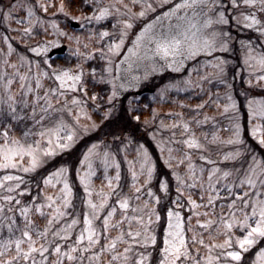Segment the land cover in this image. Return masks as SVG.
<instances>
[{
  "label": "rangeland",
  "instance_id": "1",
  "mask_svg": "<svg viewBox=\"0 0 264 264\" xmlns=\"http://www.w3.org/2000/svg\"><path fill=\"white\" fill-rule=\"evenodd\" d=\"M91 2L95 3V7L97 5L104 7L114 4L115 8L111 9L113 14L97 22L95 20L83 19V17H91L93 10L89 13L72 11L66 5V0H63V12L59 10L61 0H0V97H3L5 100L9 94L15 97V115L18 117L15 120L16 122L18 120L23 121V126L9 133V135L17 137V132H24L28 129L36 133L41 130V125L43 127H52L57 120L62 118L68 125L75 129V143L82 135L98 128L106 118L116 111L121 101L120 99L127 92L132 91L133 93L128 95V107L131 111H138L137 115L140 116L139 122L143 127V131L149 134L157 145L166 169L173 177V194L171 196V186L166 178L167 176L162 177L159 181L156 180L157 169L155 159L148 147L140 140L141 138L139 136L135 138L129 134L124 136L118 135L110 138L108 141L93 143L98 145L97 152L103 154L107 151L113 154L114 159L120 165V180L118 182L113 181L118 185L113 190L114 193H119L120 196L127 195L131 197L130 204L133 208L137 206L144 208L145 202H147L148 206L144 208L143 212L133 213L129 210L128 215H143L145 222H147L151 208L155 207L161 217L160 204L164 201V196H166L169 199L166 209L172 208L174 211H181L185 217L187 228L186 218L192 214L189 210L187 196L191 195L198 203L206 204L209 193L208 171L213 165L202 160L200 158L201 154L215 161L216 165L221 169V172L216 173L212 181L220 188V196L224 198L215 202L217 216L221 211V203L225 205L223 211L225 213L229 211L227 204L230 202V199L227 198L228 194L224 186L226 184L239 186L241 178L246 177L253 166L256 167V175L253 178L256 179L257 186L249 191V197L255 199L256 192L264 187L261 184V181H264V171H262L264 169V161L258 153L253 151V147L245 141L242 113L233 89L236 79H239L241 82L243 79L246 85L253 88H264V79H258L259 76H264V68L257 63L256 59H248L246 61V58L249 56H264V35L257 32L254 28L249 29L245 27L243 23L238 24L237 20L232 19V17L239 18L240 12H252L264 21V13L259 11V5L256 8L249 9L245 8L241 3L238 10H233L229 14L230 23L223 25L218 22L217 13L220 9L219 7H214L213 4L226 2V0H198L193 7L181 8L175 14L167 17L164 16V13L170 12L182 0H91ZM168 5L171 7L167 8ZM44 7H47V11H44ZM116 8L119 9L118 12ZM29 9L32 12L31 16H29ZM141 11L144 12L143 16L139 15ZM5 14L10 15L6 17ZM73 16L82 17V19L77 20L81 24L78 29H72L64 25L65 22L70 23L71 20H74L72 19ZM124 20L129 21L131 24L130 28H124V25L121 23ZM209 20H211L210 24L208 23ZM53 21L58 25V28H53ZM192 24H195L196 27L192 28L191 31L197 32V35L201 39L207 37L209 40L214 41V50H211L210 53L208 51L201 52L191 59L178 60L176 64L169 67V63L172 62L171 58L166 60L161 55H155V44L149 43L148 38L153 35L158 38L175 35L177 32L189 28ZM146 25H151L152 27L140 47L139 54L129 56L127 61L121 63V61H124L128 49L133 47V42L136 40L137 35ZM29 27L32 28V31L25 32L24 29ZM39 29H42L44 35L37 32ZM250 30H254L260 35H255L250 39L244 37V33L246 35L249 34ZM103 31H108L109 36L101 38L99 34ZM61 32L68 33L71 36H78L80 38L79 44H77L75 39L69 40ZM124 32H126V35L124 36L123 47L117 53H110L109 46L113 42H118ZM46 41L49 43V52L55 47L65 46L68 54L72 57V63L64 67H44L43 64L48 65L51 62L49 52L47 54H37L33 53L31 49L38 45L44 46ZM236 41L239 44V65H236L238 60L235 56L227 55L228 53L235 54ZM52 42H56V45L53 46ZM17 43L25 46L31 53L22 51ZM9 45H11V48ZM84 45H87V47ZM77 48H79V53H77ZM249 48L252 49L251 53H249ZM102 52L103 55L101 54ZM87 53H91V55H85ZM46 60L49 63H46ZM209 61L211 62L210 64L208 63ZM216 64H219L220 67H213ZM77 65L83 68L82 87H79L77 90L60 89V91L65 93L63 96L59 95V91L52 92L51 89H59V82L52 75L53 69L61 70L68 68L76 72L79 71ZM232 66H234V69H232ZM44 72H47L48 75L44 76ZM167 72H171L172 74L176 72L179 75L168 77L162 85L158 86L155 91L148 93L146 96L136 93L138 90L149 87L148 83L156 84L159 82L162 75ZM21 76H25L26 79L22 81ZM9 79L12 80L10 85L7 84ZM38 79L40 87H37ZM89 79L93 80L90 87L88 85ZM189 80L192 81L191 84L187 83ZM95 83L100 85V88L98 86L95 88ZM22 84L24 85L23 87H21ZM113 85H115L117 95L110 100L109 97L112 96ZM29 86L32 88L30 92L28 91ZM84 87L87 90L86 94L83 90ZM91 87H93V91L95 90V92L89 91ZM162 89L165 90L163 96L161 95ZM46 93L52 101L53 108L56 109V111L49 109L47 114L42 111V109L47 108L45 100ZM73 97L79 98L83 103L73 105L71 103ZM229 97H231V100H229ZM233 101L236 105L235 109L228 108L225 110V106ZM250 104L252 112H260L264 110V97L253 96L246 99L249 117ZM198 105H202V107H197ZM3 107L5 111L0 113V116L5 113L11 115L6 111L7 105L5 104ZM33 108H35L34 117ZM69 108L72 109L71 112L68 111ZM154 111L155 115L153 114ZM42 115L45 116V119L41 124H37L36 121H39ZM77 116H79L78 121L76 119ZM205 117H209L210 119L205 121ZM184 123L189 124V131H185L183 128ZM236 123H239L241 126V139L243 142L228 144L227 141L233 137V126ZM256 124H264V119L259 116L252 117L249 130L251 126ZM85 126H87V130H85ZM193 134L204 145L202 149H188L183 143L185 139ZM214 134L216 137L215 140L213 138ZM19 138H23V133L22 137ZM33 138L38 137H29L28 142H31ZM169 149L172 150L171 154H169ZM237 150L241 154L236 159H223L226 153ZM144 151L147 152L148 159L154 165L150 180L147 179L146 173L140 174L141 154ZM189 153L191 154V162L197 166V175H200L199 169L201 167L204 168V172L201 179L197 181L196 186L191 189L184 188L180 200L177 201V188L180 185H178L176 176L173 173L175 172L184 178L189 184L192 182L188 178L187 166L189 160L186 159ZM253 156H255V161H260L261 163L256 165ZM129 161L134 163V169L129 168ZM169 164L172 166L169 167ZM86 167L87 165L82 167L80 164L78 170H80L81 174H83ZM93 168L95 171V175L92 178L93 187L98 192L100 187L104 185V190L107 191V180L105 179L103 165L99 159L93 161ZM133 170L138 173L135 181L132 176ZM224 170L230 171L231 175L223 178L221 173ZM116 171L117 169L113 165L108 169L107 175L115 177ZM6 173L21 175L23 172L17 169H0V177ZM68 178L70 182L69 170ZM163 181L167 182V192L160 187ZM9 183L14 182H6L5 187L0 188V203L13 207L16 214H19L18 208L20 206L16 205L15 200L11 202L2 200L3 196L12 195L22 201L19 192H17L19 190L11 193L7 191ZM201 184L203 185L202 187ZM61 186L57 185L53 188L45 187L44 185L42 194L38 196L40 199L37 202L42 201L45 193L54 194L58 192ZM138 187L140 188L139 193L135 190ZM149 189L152 190L155 196L159 197V202L148 195ZM73 190L72 188V195ZM242 190H248V186L245 185ZM202 195L203 199L201 200ZM136 196H139V200L136 199ZM118 198L117 195L111 196L109 198V205H115L116 199ZM84 199L85 201L88 199L86 194L84 195ZM92 199L94 202H98L99 197L93 193ZM22 203L27 204L23 201ZM177 203L180 205L179 208H176ZM240 207H243V204L241 201H237V208ZM68 208L69 206L64 211L70 214ZM107 210L108 208L106 207V210L94 220V226L101 236L100 243L93 249L95 252H99L100 248L108 239L118 234V229L116 228L109 229L108 231H105L103 228V217L107 215ZM247 210L250 211V208ZM46 211L50 212L51 209H47ZM201 211H208V209L202 208ZM86 213L91 215L90 209L85 203L84 214ZM4 214L12 215L7 209H5ZM121 214L122 210L117 206V213L112 220L113 224L120 220ZM36 217H39L38 220ZM32 218L41 227L46 223V218L35 214L34 209ZM151 218L153 224L149 227L156 235V244L147 247L135 246L131 253L133 262L136 259L137 252H143L148 256L149 260L153 248L157 246L158 237L156 225L158 221L155 215H152ZM201 219H205V217H201ZM20 220L21 218L19 217L17 221L19 222ZM66 223L65 217L63 216L53 227L56 230L62 228ZM191 223L192 225L196 224V217H193ZM122 227L127 231V221L123 223ZM138 227L139 225L133 222V230H136ZM83 228L84 224L82 221V227L80 230L78 229L76 235L73 228L72 235L69 237L70 240L68 238L66 241L57 242L62 243V248H68L75 243L76 237ZM195 231L203 234L205 245L211 243L208 238V231L199 227H196ZM212 231H215V226ZM236 234L240 235L241 233L237 230ZM186 235L189 237V249L193 256L202 258L208 255V249L204 245L191 241V232L186 231ZM72 236L73 238H71ZM223 239L224 237L221 235L217 237V242H222ZM84 243L86 244L87 241ZM125 246L124 244L118 245L117 251L122 253ZM162 247L163 242L159 246V252ZM196 248L200 249L199 253L196 252ZM218 252L219 250H214L213 255L218 254ZM90 254L78 251L75 255H83V261L78 260L71 262V264H89L88 256ZM111 258L112 254L105 252L101 255L99 261L93 260L92 264H107ZM160 259L161 253L158 260ZM255 260L256 256L250 264H253ZM64 264H70V262L65 259ZM114 264H119V262H114ZM182 264H191V261H183Z\"/></svg>",
  "mask_w": 264,
  "mask_h": 264
},
{
  "label": "snow or ice",
  "instance_id": "2",
  "mask_svg": "<svg viewBox=\"0 0 264 264\" xmlns=\"http://www.w3.org/2000/svg\"><path fill=\"white\" fill-rule=\"evenodd\" d=\"M197 2L198 0H182V2L176 4L175 8L171 9L170 12L164 13V16L167 17L175 14L181 8L193 7ZM241 3L245 8L249 9L256 8L257 5H259V11L264 13V0H226V2L213 4L214 7H219L220 9L217 13L218 22L223 25H228L230 23L229 14L233 10H238ZM125 7H127V5H125ZM149 7L151 6L149 5ZM112 8H115L114 4L104 7H99L97 5V7L93 9L92 16L83 17V19L95 20L97 22L102 21L113 14L111 10ZM59 10L62 12L64 11L63 0H61ZM44 11H47V7H44ZM116 11L118 12L119 9L116 8ZM5 15L7 17L10 14ZM31 15L32 12L31 9H29V16ZM139 15L143 16L144 12L141 11ZM72 19L80 20L82 17L73 16ZM232 19H236L238 24L243 23L245 27L249 29L254 28L257 32L264 35V21L259 19L254 13L240 12L239 18L232 17ZM121 23L124 25L125 29L131 27L128 20H124ZM208 23L210 24L211 20H209ZM52 26L53 28H58L55 21H53ZM151 27V25H146L145 28L141 30L137 35L136 40L133 42V47L128 49V53L125 55V59L124 61H121V63L127 61L129 56H136L139 54L140 47ZM195 27V24H192L189 28L177 32L175 35L162 36L160 38L155 35L149 37V43L155 44L154 54L161 55L166 60L171 58L172 62L169 63L168 66L172 67L178 60L183 61L185 59L194 58L204 51L210 53L211 50H214V41L209 40L207 37L201 39L197 35V32L191 31V29ZM24 31L31 32L32 28L29 27L24 29ZM61 34L67 36L69 40L75 39L77 44L80 42L78 36H71L64 32H61ZM99 35L101 38L108 37L109 32L103 31ZM125 35L126 32L123 33L118 42H113V44L109 46L110 53L119 52L124 45ZM52 45L55 46L56 42H52ZM84 46L87 47V45ZM9 47L11 48V45H9ZM49 50V43L47 41L44 46L38 45L31 49L33 53L37 54H47ZM93 51H95V49H93ZM251 52L252 49L249 48V53ZM77 53H79V48H77ZM101 54L103 55V52ZM85 55L90 56L91 53ZM248 59H256L257 63L264 68V56H249L246 58V61ZM45 62L49 63L47 60ZM208 63L210 64L211 62L209 61ZM49 67H51L50 64ZM213 67L219 68L220 66L219 64H216L213 65ZM77 68L79 71L76 72H73V70L68 68L61 70L53 69L52 75L55 80L59 82V89H51V91H59V95L63 96L65 93L60 91V89L77 90L79 87H82L83 68L80 65H77ZM43 75L47 76L48 73L44 72ZM25 79V76H21L22 81ZM258 79H264V76H259ZM11 83L12 80L9 79L7 84L10 85ZM187 83L191 84L192 81L189 80ZM23 86L24 85L22 84L21 87ZM37 87H40L39 79L37 80ZM83 90L86 94V87H84ZM28 91H32L31 86L28 87ZM164 94L165 90L162 89L161 95L163 96ZM116 95L117 92L115 90V85H113L112 96H110L109 99L111 100ZM93 99H95V97H93ZM45 100L47 108L42 109V111L45 114L48 113L49 109L56 111V109L53 108L52 101L47 93L45 94ZM229 100H231V97H229ZM25 103H27V101H25ZM71 103L76 105L83 102L80 101L79 98L73 97ZM5 104L7 105L6 111L11 114L12 119H18L15 115V97L11 94L7 96L6 100L3 97H0V113L5 111V108L3 107ZM197 107H202V105H198ZM235 107L236 105L233 101L225 106V110L228 108L235 109ZM249 109L250 121L251 118L255 116L264 119V110H261L260 112H252L251 104L249 105ZM68 111L71 112L72 109L69 108ZM153 114L155 115V111ZM34 116L35 108H33V117ZM44 119L45 116L42 115L40 120L36 121V123L41 124ZM76 119L78 121L79 116H77ZM134 119L139 121L140 116L136 115L134 116ZM208 119L210 118L205 117V121ZM9 127L10 125L0 129V141H2L0 142V169H17L23 173L36 171L44 165L48 159L56 156L58 152L70 148L74 143L76 135L75 129L68 125L62 118L57 120L52 127H43L41 125V130L39 132L33 133L30 129L24 131L23 138L10 136L8 131ZM233 127V137L230 138L227 143H242L240 124L236 123ZM183 128L185 131H189L190 126L188 123H184ZM85 130H87V126H85ZM250 134L261 147H264V124L251 126ZM29 137L38 138H33L31 142H28ZM213 138L214 140L216 139L215 134ZM183 143L188 149H202L204 147L194 134L185 139ZM97 147V144H93L89 147L88 151L84 153L80 164L82 167L84 165H87V167L84 169L83 174H81L80 170L77 171V176L88 197L85 203L89 207L91 215L88 213L85 214L83 220L84 228L76 237L75 243L65 249L62 248L61 242L66 241L72 235V229L80 223L78 219L73 218L71 223H66L62 228L56 229L55 231L52 230L53 225L60 220L61 217L67 215V212L64 211V209L70 205L72 198V186L68 178V169L66 166L61 165L59 168H56L53 172H50L44 177L43 183L45 187L55 188L57 185L62 186L59 188V191L54 194L45 193L41 202H37V200L40 199L38 196H33L31 201L27 204L22 203L20 199H16V197L12 195H5L2 197L3 201L11 202L15 200L16 205L20 206L18 212L21 220L19 222L17 221L16 211L13 207L0 203V229L6 226L9 233L8 237L0 239V264H49V256H54V259L51 260V264H64L65 259L70 262V264L71 262L78 260L82 262L84 259L83 255H75L78 251L81 253H91L88 256L89 264H92L93 260L99 261L101 255L105 252L112 254V258L107 264H114V262H119V264H146L148 256L143 252L136 253V259L134 262L131 253L137 245L147 247L156 244V235L150 230L149 226L153 224L151 218L152 215H155L156 220L159 221V213L156 211L155 207H152L148 214L147 222H145L143 215H128L129 210L133 213L143 212L144 208H147L148 206L147 202H145L144 208L139 206L133 208L130 204L131 197L127 195L120 196L119 193H114L113 190L118 187V185L113 181L115 180L118 182L120 180V165L114 159L113 154L107 151L100 154L96 151ZM171 151L172 150L169 149V154H171ZM240 154L239 150L228 152L223 156V159L234 160L239 157ZM141 155L140 174L146 173L147 179L150 180L154 165L148 159L146 151ZM200 158L213 165L208 171L209 193L207 203H198L191 195L187 196L189 210L192 213L186 218L187 228L185 217L182 215L181 211H174L172 208L167 210V228L163 237V247L160 248L161 259L159 260V264H182L183 261H191V264H242L243 254L249 252L254 247H258V251L255 253L256 260L253 261V264H264V247L260 246L261 244H264V187L256 192L255 199L249 197V191L257 186V181L253 178V176L256 175V167L253 166L249 174L246 177L241 178L239 186L234 184H226L224 186L228 194L227 198L230 199V202L227 204L229 211L225 213L223 211L225 205L221 203V211L217 216L215 202L224 198L220 196V188H218L216 183H213L212 181L216 173L221 172V169L216 165V162L210 160L208 156L201 154ZM96 159H99L103 165L105 179L107 180V191L104 190V185L100 187L98 192L93 187L92 178L95 175L93 161ZM186 159L189 160L187 166L188 178L191 179L192 182L189 184L184 178L180 177L175 172L173 173V175L176 176L178 185H180L177 188V201L180 200L184 188L191 189L196 186L197 181L201 179L204 172V168L201 167L199 169L200 175H197V166L191 162L190 153L186 156ZM253 160L255 161V156H253ZM25 161H27V163H25ZM260 163V161H255L256 165ZM113 165H115L117 169L115 177L107 175L108 169ZM171 166L172 165L169 164V167ZM129 168L134 169V163L132 161H129ZM262 171H264V169H262ZM137 175L138 173L133 170L132 176L134 181ZM221 175L223 178H227L231 175V172L224 170ZM6 182H14L9 183L7 186V191L11 193L20 190L21 184H23L25 180L21 175L6 173L0 177V188H4ZM261 184L264 185V181H261ZM245 185L248 186V190H242ZM202 186L203 185L201 184V187ZM160 187L167 192L166 181L161 182ZM135 190L137 193L140 192L139 187ZM30 191V188L25 187L20 190L19 195L23 196ZM93 193L99 197L98 202L93 201ZM113 195H117L119 198L116 199L115 205H109V198ZM148 195L159 202V197L155 196L151 189L148 190ZM136 199L139 200V196H136ZM202 199L203 195L201 196V200ZM237 201H241L243 207L237 208ZM117 206L122 210V214L120 220L113 224L112 220L117 213ZM106 207L108 210L107 215L103 217V228L105 231L116 228L118 229V234L115 237L108 239L100 248L99 252H95L93 249L100 243L101 236L94 226V220L106 210ZM179 207L180 205L177 203L176 208ZM202 208H206L208 211H201ZM249 208L250 211L247 210ZM5 209H7L9 213H12V215L5 216ZM33 209L35 214L46 218V223L43 227L38 225L32 218ZM47 209H51V211H46ZM193 217H196L195 225H192L191 223ZM201 217H205V219H201ZM125 221L128 223L127 231L122 227ZM133 222H136L139 225L136 230H133L132 228ZM214 226L215 231H212ZM196 227L208 231V238L211 243L205 245L204 236L201 232L195 231ZM237 230L241 233L240 235L236 234ZM186 231L192 233L190 239L193 243H199L208 249V255L202 258H197L192 255L191 250L189 249V237L186 235ZM221 235L224 239L222 242L218 243L217 237ZM85 241H87L86 244L84 243ZM120 244L126 245L123 248L122 253L117 251V247ZM214 250H219L218 254L213 255ZM199 251L200 249L196 248V252L199 253ZM37 255L40 257L39 260L36 259Z\"/></svg>",
  "mask_w": 264,
  "mask_h": 264
},
{
  "label": "trees",
  "instance_id": "3",
  "mask_svg": "<svg viewBox=\"0 0 264 264\" xmlns=\"http://www.w3.org/2000/svg\"><path fill=\"white\" fill-rule=\"evenodd\" d=\"M66 5L72 10V11H83V12H91L93 8L95 7V3L91 2V0H66ZM171 7L170 5L167 6V8ZM64 25L66 27H70L69 23L65 22ZM237 31V30H235ZM38 33L42 34V29H39L37 31ZM244 37L251 38L255 35H260L256 33L254 30H250L249 34L246 35L244 33ZM258 37V36H257ZM17 45L22 49V51L31 53L25 46H22L17 43ZM239 44L236 41L235 42V54L234 53H228L227 55H230L232 57L235 56V58L238 60V63L236 65L240 64V53H239ZM51 66H68L72 63V57L68 54L66 55H58L50 60ZM44 67H49V64H43ZM232 69H234V66H232ZM169 73V74H168ZM167 72L162 75L159 82L156 84L148 83L149 87L156 89L158 86L162 85L168 77H175L177 74L176 72ZM93 83V80L89 79V87L90 84ZM98 86L100 88V85H97V83L94 84V87L96 88ZM234 94L238 99L240 111L242 113V124H243V134L245 137V141L248 142L252 147L253 151L258 153L261 158L264 161V147H261L257 141L251 136L250 130H249V111L246 105V99L248 97L253 96H262L264 97V88H253L249 85H246L245 82L242 79V82L239 81V79L235 80V86H234ZM90 92L93 91V87L89 90ZM95 92V90L93 91ZM133 92L129 91L127 92L120 100V103L118 104V107L116 111L113 112L111 116L106 118L101 125L96 128L95 130L90 131L89 133H86L82 135L72 147L65 149L61 152H59L56 156L48 159L44 165H42L40 168H38L34 172L30 173H21V176L24 177L25 182L21 185L20 190L27 187L30 188V192L25 193L23 196L20 195L23 202L29 203L33 196H40L42 194L44 183L43 178L46 177L50 172H53L56 168H59L61 165H64L69 170L70 175V182L72 185L73 190V197L71 200V203L68 208V212L70 214H67L65 217V221L67 223H71V220L73 218H76L79 220V224H77L74 227V233L77 234L78 229L82 227V221L84 219V212H85V199L84 195L85 192L83 190V187L79 181V178L77 176V171L80 167V161L83 159L84 153L89 148V146L93 143H96L98 141H108L112 137H116L118 135H126L129 134L133 137L139 136L141 141L148 147L149 151L153 155V158L156 162V180L159 181L162 177H166L170 184V192L172 196L173 192V177L170 172L166 169V165L164 163V160L159 152V149L153 139L149 136V134L145 133L143 131V127L140 124L139 121L134 119V116L138 114V111H131L127 104L128 95H131ZM148 95V93H144L143 96ZM10 125L8 128L9 133H12L13 131L20 129L23 126V121L12 119L11 115H7V113L2 114L0 116V129H3L5 126ZM24 133L23 131H21ZM17 132V137H22V133ZM2 142V141H0ZM17 191V192H20ZM170 195V194H169ZM163 197V195H162ZM164 201L160 204V210H161V217L160 220L157 222L156 225V231H157V246H155L152 250V254L150 255V258L148 260L147 264H158V259L160 257L159 252V246L163 242V237L165 233V229L167 226V204L168 200L166 196H164ZM5 216H8V214H4ZM17 215V220L19 218V214ZM37 220L39 217H36ZM7 223V222H5ZM53 231H55V228H52ZM9 233L7 230V227H3L0 229V239L8 237ZM73 238V236L71 237ZM70 240V238H69ZM261 247H264V244L260 245ZM258 251V247H254L252 250H250L247 253L243 254L242 264H250L252 259L255 257V253ZM37 260H39V256L36 257ZM54 259V256H49V264H51V260Z\"/></svg>",
  "mask_w": 264,
  "mask_h": 264
},
{
  "label": "water",
  "instance_id": "4",
  "mask_svg": "<svg viewBox=\"0 0 264 264\" xmlns=\"http://www.w3.org/2000/svg\"><path fill=\"white\" fill-rule=\"evenodd\" d=\"M72 26L74 27H78L79 26V23L77 21H73L72 22ZM66 50V47L65 46H62V47H59V48H55L54 50L51 51V55L55 54V53H62V52H65ZM144 91H150V88H146L144 89ZM144 91H140L139 93H142Z\"/></svg>",
  "mask_w": 264,
  "mask_h": 264
}]
</instances>
